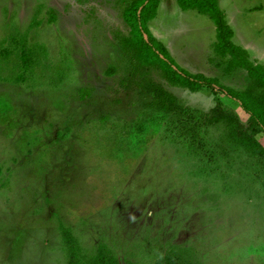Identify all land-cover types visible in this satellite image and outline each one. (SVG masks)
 <instances>
[{"label": "rangeland", "instance_id": "rangeland-1", "mask_svg": "<svg viewBox=\"0 0 264 264\" xmlns=\"http://www.w3.org/2000/svg\"><path fill=\"white\" fill-rule=\"evenodd\" d=\"M123 5L0 0V264H66L61 226L85 256L104 244L119 264H175L172 254L180 264H264V156L197 123L217 99L247 115L216 87L167 86L156 69L151 78L188 116L149 110L120 86ZM219 7L233 42L264 64V0ZM170 8L160 5L150 24L172 53L186 46L174 61L243 89L246 71L227 74L214 50L212 20ZM81 87L91 89L84 99Z\"/></svg>", "mask_w": 264, "mask_h": 264}, {"label": "trees", "instance_id": "trees-1", "mask_svg": "<svg viewBox=\"0 0 264 264\" xmlns=\"http://www.w3.org/2000/svg\"><path fill=\"white\" fill-rule=\"evenodd\" d=\"M218 1L176 0L180 9L195 10L212 20L215 26L214 50L226 60L224 67L227 74L238 68L246 71L248 82L243 89L236 90L202 73L189 72L174 61L147 26L148 21L156 16L159 0H124L121 17L129 28V36H120L119 41L127 57L128 69L119 80V85L132 88L146 98L143 105L149 110L176 112L184 117L190 114V109L182 106L163 83L151 78L152 69L159 71L167 86L185 88L193 93L204 88L211 91L212 86L216 87L227 98L226 102L230 106L239 108L247 115L246 122H242L225 102L217 99L211 108L200 113L197 123L207 127L220 125L223 136L230 143L250 155L261 157L264 156V146L260 142V138L264 137V65L250 61L247 51L232 42V29ZM30 55L33 54L23 53L22 59ZM21 67L24 70L27 64ZM78 91L82 99L91 93L90 88L84 87ZM60 233L66 264H119L115 252L106 245H99L93 254L85 256L69 228L61 226ZM170 259L171 263L180 264L175 255H170Z\"/></svg>", "mask_w": 264, "mask_h": 264}, {"label": "crops", "instance_id": "crops-1", "mask_svg": "<svg viewBox=\"0 0 264 264\" xmlns=\"http://www.w3.org/2000/svg\"><path fill=\"white\" fill-rule=\"evenodd\" d=\"M176 4V5H175ZM160 5H165V7H166V9H168L170 6H172L173 8H170V9H172L173 11H177L178 9H180V7L178 6V4H177V2H176V0H173V1H165V0H159V3H158V6H157V10H158V7L160 6ZM218 5H219V1H218ZM221 9V8H220ZM156 10V11H157ZM180 10H182V9H180ZM222 10V9H221ZM183 11V10H182ZM223 13H224V11H223ZM225 15V14H224ZM155 18V17H154ZM153 18V19H154ZM226 19V18H225ZM152 20V19H151ZM151 20H149L148 21V23H147V26H148V29H149V31L151 32V34L159 41V42H161L165 47H166V49L168 50V52L170 53V55L172 56V57H174V55H176L177 56V51L178 50H180V49H182V50H185V48L184 47H186L184 44H181L180 46L179 45H177L176 46V48H173V50H175V53L173 52H171L170 51V45H169V40L167 39V37L166 36H158V35H156L155 33H154V31H158V29L156 28L157 26H155V25H153V27H151V25L152 24H150V21ZM227 21V20H226ZM212 22V21H211ZM213 23V22H212ZM227 24L229 25V23L227 22ZM214 25V24H213ZM229 27H230V25H229ZM231 28V27H230ZM232 29V28H231ZM154 30V31H153ZM214 30H215V26H214ZM232 33H233V30H232ZM232 37H233V34H232ZM231 40H232V38H231ZM232 42H233V40H232ZM214 43V42H213ZM212 43V44H213ZM234 43V42H233ZM235 44V43H234ZM179 46V47H178ZM239 46V45H238ZM241 47V46H240ZM241 48H243V47H241ZM243 49H245V48H243ZM264 65V64H263ZM188 68V67H187ZM190 72V71H189ZM193 73V72H192ZM195 73H199V72H195ZM85 88V87H84ZM80 89V88H79ZM167 89V88H166Z\"/></svg>", "mask_w": 264, "mask_h": 264}]
</instances>
